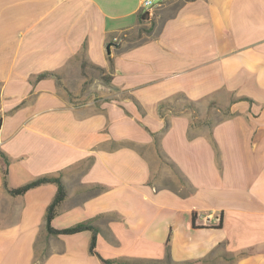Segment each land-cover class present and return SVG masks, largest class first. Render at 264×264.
<instances>
[{
    "label": "crops",
    "instance_id": "1",
    "mask_svg": "<svg viewBox=\"0 0 264 264\" xmlns=\"http://www.w3.org/2000/svg\"><path fill=\"white\" fill-rule=\"evenodd\" d=\"M156 1L0 0V264H102L44 175L104 260L264 264V0Z\"/></svg>",
    "mask_w": 264,
    "mask_h": 264
},
{
    "label": "trees",
    "instance_id": "2",
    "mask_svg": "<svg viewBox=\"0 0 264 264\" xmlns=\"http://www.w3.org/2000/svg\"><path fill=\"white\" fill-rule=\"evenodd\" d=\"M184 1H189V0H184ZM141 21H143L141 19ZM143 31L148 32L149 29H145L143 28ZM83 68H84V63L82 64ZM99 69V68H98ZM101 73H104V71L102 69H99ZM46 76H53L52 74H41L39 76V79H42ZM111 79L110 76H102V80L104 82H109ZM187 108H189V106L187 105ZM4 157V156H3ZM5 163L7 164V160L5 159ZM5 175H6V171H3V185L5 187V189H7L6 186V180H5ZM55 184L57 186V193L55 198L53 199V201L49 204V206L46 209V214H45V229L47 232V235L49 236H58V235H73V234H77L83 231H92L93 232V236L91 238L90 241V245H89V251L94 254L97 255L99 257V259L101 260L102 264H114L117 263L118 261L116 260H104L102 259L96 252H95V236L96 234L99 232V228H97L96 226H93L91 224V221H87V222H80L77 223L71 227L68 228H64L61 230H56L51 226V221L54 219V217L56 216L57 213V208L59 207V205L64 201V199L66 198L67 195V189L65 187V184L62 182L60 176H52V175H44L38 178H35L29 182H27L26 184L20 186L19 188L16 189H7V192L11 195V196H19V195H23L25 194L27 191L38 187L40 185L43 184ZM193 226H194V215H193ZM220 227V224L218 225V228ZM169 237L166 241V252H167V257L169 258ZM214 256H208L207 258H203L200 260H196L193 262H186L183 264H198V263H206V262H211L213 261Z\"/></svg>",
    "mask_w": 264,
    "mask_h": 264
},
{
    "label": "rangeland",
    "instance_id": "3",
    "mask_svg": "<svg viewBox=\"0 0 264 264\" xmlns=\"http://www.w3.org/2000/svg\"><path fill=\"white\" fill-rule=\"evenodd\" d=\"M174 3L171 6V8L175 9L179 4L182 3L183 0H173ZM83 69V68H82ZM81 76L85 77V84L82 86V90L81 93H83V91H85V89L87 88V85L91 86H95L93 89H98V85L103 81L101 80V72L98 69H94V68H89V69H85L82 70V73H80ZM77 79H78V74H74L73 78L71 80H73L72 85L75 87L77 85ZM199 112V111H197ZM113 147V146H112ZM158 160H159V171L166 169L169 170L174 177V181H170L169 179H162L161 183L159 184L160 187H173V188H177V186H183L182 188V192H187L189 191V186L187 185V183L184 182V180L180 177L178 171L175 169V167L163 156V154H161L160 152H158L157 154ZM158 176V174L156 175ZM157 178V177H156ZM89 190H92L89 189ZM152 264H157V263H152Z\"/></svg>",
    "mask_w": 264,
    "mask_h": 264
},
{
    "label": "built area",
    "instance_id": "4",
    "mask_svg": "<svg viewBox=\"0 0 264 264\" xmlns=\"http://www.w3.org/2000/svg\"><path fill=\"white\" fill-rule=\"evenodd\" d=\"M158 5L159 3L156 0H140L139 10L143 22L149 24L152 21Z\"/></svg>",
    "mask_w": 264,
    "mask_h": 264
},
{
    "label": "water",
    "instance_id": "5",
    "mask_svg": "<svg viewBox=\"0 0 264 264\" xmlns=\"http://www.w3.org/2000/svg\"><path fill=\"white\" fill-rule=\"evenodd\" d=\"M106 50H107V53L109 54V46H107Z\"/></svg>",
    "mask_w": 264,
    "mask_h": 264
}]
</instances>
